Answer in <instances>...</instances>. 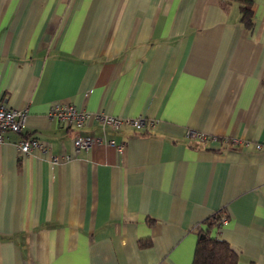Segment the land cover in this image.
I'll return each mask as SVG.
<instances>
[{
    "label": "crops",
    "instance_id": "obj_1",
    "mask_svg": "<svg viewBox=\"0 0 264 264\" xmlns=\"http://www.w3.org/2000/svg\"><path fill=\"white\" fill-rule=\"evenodd\" d=\"M251 9L246 26L234 1L0 0V104L28 111L0 144V264H193L217 211L238 264H264V0ZM58 101L91 116L49 119ZM76 134L100 141L77 151Z\"/></svg>",
    "mask_w": 264,
    "mask_h": 264
},
{
    "label": "built area",
    "instance_id": "obj_2",
    "mask_svg": "<svg viewBox=\"0 0 264 264\" xmlns=\"http://www.w3.org/2000/svg\"><path fill=\"white\" fill-rule=\"evenodd\" d=\"M27 108H13L7 107L0 104V144L4 141V133L8 131L19 132L21 127L24 125ZM91 114L83 109H78L72 103L63 102H53L47 112V117L49 119H56L66 124L67 126H82L89 119ZM94 118L101 120L103 123L110 125L112 127H119L121 125H130L137 129L143 128L145 126H154L155 121L152 118H147L143 115H138L136 117H121L117 115L108 114L105 112L94 113ZM193 135V132H190ZM197 136L204 138L205 135L202 133H197ZM100 139L90 135L76 134L73 138V144L77 151L80 149H88L94 143L99 142ZM113 144V141H109ZM259 148L261 145L256 144ZM17 147L21 153H30L33 149H40L47 154L49 160L55 164L59 161V156L54 154L47 143L40 141L34 137H24L17 142ZM123 145L117 144L116 148L122 151ZM68 155H62L61 158L67 159ZM226 222V216L221 213L219 223L220 225Z\"/></svg>",
    "mask_w": 264,
    "mask_h": 264
},
{
    "label": "trees",
    "instance_id": "obj_3",
    "mask_svg": "<svg viewBox=\"0 0 264 264\" xmlns=\"http://www.w3.org/2000/svg\"><path fill=\"white\" fill-rule=\"evenodd\" d=\"M239 4L240 20L246 25L252 24L253 0H220L222 5L230 2ZM221 211H217L204 220L205 226L198 231L193 253V264H238L236 251L227 240L213 235V229L220 226Z\"/></svg>",
    "mask_w": 264,
    "mask_h": 264
}]
</instances>
